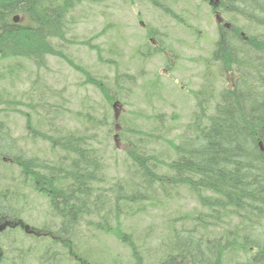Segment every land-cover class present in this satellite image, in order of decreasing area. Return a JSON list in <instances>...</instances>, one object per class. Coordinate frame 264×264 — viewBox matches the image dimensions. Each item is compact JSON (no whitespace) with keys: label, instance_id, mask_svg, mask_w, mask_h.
<instances>
[{"label":"trees","instance_id":"1","mask_svg":"<svg viewBox=\"0 0 264 264\" xmlns=\"http://www.w3.org/2000/svg\"><path fill=\"white\" fill-rule=\"evenodd\" d=\"M83 2L0 0V62H11L0 70V264H61L67 259V245L43 234L46 229L36 227L35 235L22 227L42 204L35 196L47 200V230L74 243L82 228L112 233L131 250L133 260L124 264H146L151 232L126 221L166 205L183 187L203 208L191 218L193 225L210 229L207 222L223 231L197 235L199 239L195 228L187 235L170 231L159 242L157 264H222L223 252L235 254L236 248L241 255H232L230 262L264 264V0L225 3L233 25L218 41L215 59L235 69L237 81L220 93L214 106L201 109L178 142L165 138L161 114L154 115L153 127H145L153 117L144 111L117 117L112 110L115 100L135 93L138 75L117 72L114 80L98 79L66 51L76 43L70 32ZM15 15L23 20L15 23ZM50 56L65 60L85 76V83L96 86L102 95L99 107L65 108L58 99L63 93L42 80L41 72L50 70ZM24 66L36 78L18 97L14 80ZM6 79L11 86L4 84ZM13 115L25 118L22 137L10 123ZM116 128L124 154L116 159V169L123 166L124 172L111 176L110 141ZM164 140L173 152L156 146ZM225 219L230 224L226 228L221 224ZM27 238L35 245L27 244Z\"/></svg>","mask_w":264,"mask_h":264},{"label":"rangeland","instance_id":"2","mask_svg":"<svg viewBox=\"0 0 264 264\" xmlns=\"http://www.w3.org/2000/svg\"><path fill=\"white\" fill-rule=\"evenodd\" d=\"M163 4L165 6H162ZM170 7L171 10L181 15V20L174 19V12H170L173 17L167 13ZM221 13L226 20L230 21V17L223 10ZM216 19V16L211 12L210 5L202 4L199 0H100L97 2L84 0L83 4L78 6L74 12L75 24L70 32L71 36L69 35L76 43L66 47V51L71 52L74 60L85 65L98 79L114 80L117 72L138 75V85L133 87L135 93L123 95L124 99H121V102L116 106L117 113L121 117L133 109L144 111L149 117H153L149 118V121L145 120L143 123L145 127H153L156 123L154 115L161 114V117L158 116V121L162 123L163 130L167 131L165 138L178 142L182 130L194 120L193 114L198 111V108H195L194 91L201 87L202 82L196 77L202 75L204 66L197 61V58L209 57V52L214 49L218 39ZM238 24L242 25L241 20ZM149 31L166 50L146 59L144 55H147L148 43H151L152 46L156 43L154 40L150 41ZM240 34L245 38V32ZM203 36H206V41L200 40L196 43L195 38ZM172 59L174 62H171ZM107 60L112 62H107ZM208 60L211 61L212 69L216 70L217 66L213 65L211 58ZM10 63L1 61L0 70L7 68ZM49 65L50 70L41 72L42 80L48 88L54 87L63 93L58 99H61L65 108L78 111L85 105L99 107L102 103V95L95 85L85 83L86 78L83 74L75 70L65 60L55 56L49 57ZM217 65L220 67L219 64ZM220 74L223 77H218V82L214 86L217 93L213 101L209 102L208 106L210 107L214 106L215 101L219 98V91L232 87V82L235 80L233 72L226 71ZM35 78L34 70L29 67L24 66V71H19L17 79L14 80V88L18 97L24 94V90L27 91L31 87ZM4 84L11 86L7 79L4 80ZM113 103L111 108L114 111ZM68 114L67 109L64 119L66 123L69 122ZM10 123L16 135L22 137L26 134L25 118L22 115H13ZM118 132L116 130V133ZM22 143L27 147L24 141ZM110 145L109 154L112 155L110 156L112 163L110 175L112 176V174L124 172L123 166H120L119 170L116 169V159L123 157L124 154L123 142L118 140L116 143L112 138ZM28 146L30 147V144ZM156 146L162 151L173 152L167 140L156 144ZM112 148L117 151L112 152ZM35 199L42 201V204L35 206L33 217H26L25 220L34 229L37 227L47 230L43 225L46 218L47 200L45 199V203L42 197L35 196ZM201 210L203 208L198 203L197 197L186 187H183L180 193L174 195L166 205L153 209L147 215L126 221V225L135 226L139 231L151 232L145 245V248L149 250V257L145 260L146 264H157L159 242L170 231L195 228L193 235L196 239H199L197 235L206 232L218 234L223 231L220 228L211 229L212 224L209 225L207 222L210 229L194 226L195 222L190 218L196 216V213ZM227 223V219L221 222L222 225ZM229 226L230 224H227L224 227ZM82 230L84 231L81 233L82 242L85 243V246L82 249L77 248V251L88 261L91 257L95 262L90 261L92 264L132 262L133 257L128 245L121 243L113 234L104 236L96 231H85L84 228ZM76 231L78 232V228ZM188 232L190 233V231H186L183 234L187 235ZM208 239L218 238L209 237ZM224 241L226 239H223ZM26 242L35 245L33 244L35 241L31 238H27ZM257 249L252 250L255 252ZM235 250L237 251L235 254L223 252L222 264H235L234 259L231 262L229 260L232 255L237 256L240 252L237 248ZM53 255L55 258L56 255ZM111 255L119 259L118 263H114L115 260L112 261ZM66 257L67 259L61 264H77L68 260V255ZM144 258L143 256L142 259ZM33 264L38 263L35 261Z\"/></svg>","mask_w":264,"mask_h":264},{"label":"flooded vegetation","instance_id":"3","mask_svg":"<svg viewBox=\"0 0 264 264\" xmlns=\"http://www.w3.org/2000/svg\"><path fill=\"white\" fill-rule=\"evenodd\" d=\"M199 1L202 2V4L208 3L211 7V12L216 16V18H217L216 21L218 22L217 23V25H218V39L215 42L213 51L209 52V54H210L209 57H205V59H202L201 57L197 58V61H199V63L204 66V69H203L202 75H199L196 77L199 81L202 82V84H201V87L199 88V90L194 91V98L196 101V107L195 108L196 109L198 108V111L193 114L194 120L197 119L198 114L201 111V109L204 107H207L209 102L215 97V94L217 93V91L215 90L214 86H216V83L218 82V77H223L220 73L227 71V72H231V73L233 72L235 74V80L232 82V86L235 85L237 78H238V74H237L238 72L235 69L229 70V68L224 67V65H225L223 63L224 61H222L221 59H218V58H217V60L215 59V51L214 50L216 49V45H217L218 41L221 38H223V36L225 35L226 32L231 30V27L233 25L230 21L226 20V18L223 17V15L221 13L222 10L225 13L227 11L226 6H225V3H227V0H199ZM223 4H224V6H223ZM162 6H165V5L163 4ZM169 11H172L171 7H170ZM148 37H149L150 41H153V40L156 41L154 38L155 36H153V34L150 31L148 32ZM205 38H206V36L196 37L195 38L196 43H198L200 40L206 41ZM159 47H160V44L157 41H156V43H154V46H152L151 43H148L147 54L150 55V53L153 52L154 49H157ZM209 58H211V60L213 61V65L217 66L216 70L212 69L211 61L208 60ZM171 62H174V60L172 59ZM217 64H219L220 67H218ZM225 89H228V88H224L223 90H225ZM222 91H219L218 96H220V92H222ZM205 120H207V118ZM191 221H193V219H191ZM227 224H225L223 226H226ZM211 229H213V227ZM183 231L186 232V231H188V229L181 228L180 230H176V232H183ZM188 234H190V233L188 232ZM45 235L51 237V239H54V241L55 240L61 241L62 243L67 245V247H65V249H66V251L69 252L68 257L73 259L72 261L74 263L90 264V263H86V259L83 256H81L80 253L78 254V251L76 250L77 248L82 249L85 246V243L82 242L83 237H81L79 234L77 235V241H75V243L73 242L74 240L71 241L70 239H63L61 236L55 234V232H53L52 230H48ZM223 236H224V234H223ZM177 256H181V252H178ZM148 257L149 256L147 255L146 259ZM110 258H112V261L116 260V256L111 255ZM178 258H180V257H178Z\"/></svg>","mask_w":264,"mask_h":264},{"label":"water","instance_id":"4","mask_svg":"<svg viewBox=\"0 0 264 264\" xmlns=\"http://www.w3.org/2000/svg\"><path fill=\"white\" fill-rule=\"evenodd\" d=\"M13 20H14L15 23H18V22H20L21 17L19 15H15V17L13 18ZM26 228L28 229L29 227L27 226ZM0 230H1V227H0Z\"/></svg>","mask_w":264,"mask_h":264},{"label":"bare ground","instance_id":"5","mask_svg":"<svg viewBox=\"0 0 264 264\" xmlns=\"http://www.w3.org/2000/svg\"><path fill=\"white\" fill-rule=\"evenodd\" d=\"M219 6V5H218ZM15 17V16H14ZM237 31V30H236ZM216 102V101H215Z\"/></svg>","mask_w":264,"mask_h":264}]
</instances>
